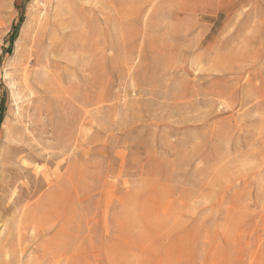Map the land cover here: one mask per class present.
<instances>
[{
	"label": "rangeland",
	"instance_id": "1",
	"mask_svg": "<svg viewBox=\"0 0 264 264\" xmlns=\"http://www.w3.org/2000/svg\"><path fill=\"white\" fill-rule=\"evenodd\" d=\"M0 115V264H264V0H0Z\"/></svg>",
	"mask_w": 264,
	"mask_h": 264
},
{
	"label": "trees",
	"instance_id": "2",
	"mask_svg": "<svg viewBox=\"0 0 264 264\" xmlns=\"http://www.w3.org/2000/svg\"><path fill=\"white\" fill-rule=\"evenodd\" d=\"M20 21H21V18H19L17 21H15V22L13 23V25H12L13 30H12L10 36H9L10 41H12L13 38L15 37V33H16V30L18 29V27H19V25H20ZM10 49H11V45H10L8 48H6V51H7V52L10 51ZM0 120H1V115H0Z\"/></svg>",
	"mask_w": 264,
	"mask_h": 264
},
{
	"label": "bare ground",
	"instance_id": "3",
	"mask_svg": "<svg viewBox=\"0 0 264 264\" xmlns=\"http://www.w3.org/2000/svg\"><path fill=\"white\" fill-rule=\"evenodd\" d=\"M16 261H17V262H20V257H19V258L17 257V258H16Z\"/></svg>",
	"mask_w": 264,
	"mask_h": 264
}]
</instances>
